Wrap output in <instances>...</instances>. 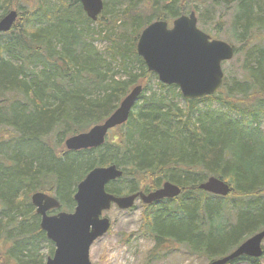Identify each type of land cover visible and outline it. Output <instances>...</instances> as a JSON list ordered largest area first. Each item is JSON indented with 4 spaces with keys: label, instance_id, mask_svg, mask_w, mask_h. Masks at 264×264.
<instances>
[{
    "label": "trees",
    "instance_id": "obj_1",
    "mask_svg": "<svg viewBox=\"0 0 264 264\" xmlns=\"http://www.w3.org/2000/svg\"><path fill=\"white\" fill-rule=\"evenodd\" d=\"M110 1L122 8L116 12L104 0L93 21L79 0H0V18L18 12L13 27L0 32V264H44L53 253L33 192L53 195L60 210L72 211L78 182L111 164L122 170L106 185L114 195L148 193L165 181L181 188L175 198L142 205L139 231L156 253L175 243L212 261L264 228V45L254 42V33L264 32V0ZM219 9L220 17L234 10L241 76L224 75L215 94L184 99L177 85L147 69L138 37L155 20L171 23L191 11L204 27ZM99 37L109 43L106 55L93 43ZM140 81L127 121L102 145L65 148L68 136L103 122ZM180 98L183 106L175 102ZM209 176L227 182L230 192L199 189Z\"/></svg>",
    "mask_w": 264,
    "mask_h": 264
},
{
    "label": "water",
    "instance_id": "obj_2",
    "mask_svg": "<svg viewBox=\"0 0 264 264\" xmlns=\"http://www.w3.org/2000/svg\"><path fill=\"white\" fill-rule=\"evenodd\" d=\"M79 1L87 17L97 20L104 7L103 0ZM17 18L16 10L8 11L0 18V32L9 31ZM136 51L147 69L155 73L160 82L177 85L184 99L215 94L223 82L222 63L234 56L233 46L220 39H212L198 27L194 11L180 15L170 25L165 20L148 24L138 37ZM141 91L140 84L132 87L103 122L87 131L68 136L64 140L65 148L79 150L102 145L110 130L127 121ZM121 175L122 170L115 164L94 167L78 182L72 211H58L49 215V210L59 207V201L42 191L32 193L31 203L40 216V228L54 245L52 255L46 258L44 264H93L89 258L90 247L110 228L109 219L103 216L104 211L112 205L129 209L137 199L151 204L175 198L181 193V188L169 181L148 193L137 191L128 195H114L108 192L106 185ZM198 188L218 196H226L230 192V185L215 176H209ZM263 239L264 228L209 264H227L240 256L260 258L264 252Z\"/></svg>",
    "mask_w": 264,
    "mask_h": 264
},
{
    "label": "rangeland",
    "instance_id": "obj_3",
    "mask_svg": "<svg viewBox=\"0 0 264 264\" xmlns=\"http://www.w3.org/2000/svg\"><path fill=\"white\" fill-rule=\"evenodd\" d=\"M106 1L109 2L110 8L116 9V12L122 8V6L116 7L110 0ZM222 13L223 10L219 9L216 15L207 21V25L204 27L199 25L198 27L211 38L220 39L233 47H239L240 44L235 41V32L232 26L234 10L231 9V11L224 13V16L220 17L219 15ZM219 19H221V22H218ZM219 23L221 28L216 30L215 27ZM93 26L96 29L98 28L97 23H94ZM97 31L100 30L98 29ZM99 38L94 40L93 43L106 55L109 43L101 37ZM254 42L264 45V32L254 33ZM239 49L230 60L222 64L223 73L229 79H239L241 76L244 51L241 50L242 47H239ZM140 82V85L143 84L142 81ZM152 84L155 90L154 82ZM175 102L183 106L182 98L176 99ZM216 108H218V105L212 103L211 109ZM259 129L264 134V114L259 120ZM114 132L112 133L114 134ZM142 210V203L137 200L134 206L129 209L123 210L112 205L110 209L103 212V216L110 221V228L104 235L96 239L90 247L89 258L93 264H209L210 261L206 257L191 253L181 244L168 243L166 244L167 248L163 252L156 253L153 250L154 241L139 231ZM47 249V244L44 243L41 252L45 254ZM235 264L251 263L239 261ZM257 264H264V257L260 258Z\"/></svg>",
    "mask_w": 264,
    "mask_h": 264
},
{
    "label": "flooded vegetation",
    "instance_id": "obj_4",
    "mask_svg": "<svg viewBox=\"0 0 264 264\" xmlns=\"http://www.w3.org/2000/svg\"><path fill=\"white\" fill-rule=\"evenodd\" d=\"M137 200H140V199H137ZM137 200H136V201H137ZM140 201H141V200H140ZM141 203H142V201H141ZM142 205H143V203H142ZM58 209H59V207H58L57 209H51V210L48 211V214H49V215H52V214L57 213L58 211H65V210H60V209L58 210ZM53 210H54V211H53ZM51 211H53V212H51Z\"/></svg>",
    "mask_w": 264,
    "mask_h": 264
}]
</instances>
